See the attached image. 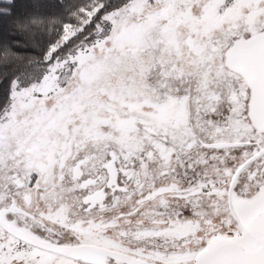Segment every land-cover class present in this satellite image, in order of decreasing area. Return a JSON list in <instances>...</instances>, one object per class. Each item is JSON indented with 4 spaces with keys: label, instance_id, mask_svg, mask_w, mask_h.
I'll return each instance as SVG.
<instances>
[{
    "label": "snow or ice",
    "instance_id": "snow-or-ice-1",
    "mask_svg": "<svg viewBox=\"0 0 264 264\" xmlns=\"http://www.w3.org/2000/svg\"><path fill=\"white\" fill-rule=\"evenodd\" d=\"M0 264H264V0H0Z\"/></svg>",
    "mask_w": 264,
    "mask_h": 264
}]
</instances>
